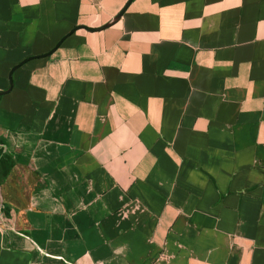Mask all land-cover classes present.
Instances as JSON below:
<instances>
[{
	"label": "crops",
	"instance_id": "0c3cea01",
	"mask_svg": "<svg viewBox=\"0 0 264 264\" xmlns=\"http://www.w3.org/2000/svg\"><path fill=\"white\" fill-rule=\"evenodd\" d=\"M125 1L0 0V264H264V0Z\"/></svg>",
	"mask_w": 264,
	"mask_h": 264
},
{
	"label": "water",
	"instance_id": "95a60500",
	"mask_svg": "<svg viewBox=\"0 0 264 264\" xmlns=\"http://www.w3.org/2000/svg\"><path fill=\"white\" fill-rule=\"evenodd\" d=\"M130 0H126L124 2V4L122 5V7L114 14V16L108 20L107 22H104L103 24H101L100 26L96 27V28H101V27H104L112 22H114L115 20L118 19V17L120 16V14L122 13L123 9L125 8V6L127 5V3L129 2ZM82 26V25H80ZM74 27H77V26H74ZM73 28H71L70 30H72ZM89 29H95V28H89ZM68 30V31H70ZM68 33V32H67ZM66 34H63L54 44L51 48H49L47 51L41 53V54H37V55H44V54H48L50 53L58 44L59 42L61 41V39L65 36ZM33 55H29V56H26L22 59H20L18 62H16L15 64H13L9 69H8V72H7V81H8V84H7V87L4 88V89H0V94L1 93H4L6 91H8L10 88H11V85H12V79H11V72L12 70L17 67L20 63H22L24 60H26L27 58H31Z\"/></svg>",
	"mask_w": 264,
	"mask_h": 264
},
{
	"label": "trees",
	"instance_id": "16d2710c",
	"mask_svg": "<svg viewBox=\"0 0 264 264\" xmlns=\"http://www.w3.org/2000/svg\"><path fill=\"white\" fill-rule=\"evenodd\" d=\"M2 164L3 169H0L1 175L5 173L9 169L10 166L13 165V160L9 159L7 154H5L3 151L0 149V165Z\"/></svg>",
	"mask_w": 264,
	"mask_h": 264
},
{
	"label": "rangeland",
	"instance_id": "374dc122",
	"mask_svg": "<svg viewBox=\"0 0 264 264\" xmlns=\"http://www.w3.org/2000/svg\"><path fill=\"white\" fill-rule=\"evenodd\" d=\"M1 168L3 169L2 164L0 165V169H1ZM0 177H1V173H0ZM41 185H42V184H41ZM41 185L36 184V186H35V188H34V192L37 191L39 187H42ZM79 245H80L79 248L82 249V247H83V243L80 242Z\"/></svg>",
	"mask_w": 264,
	"mask_h": 264
}]
</instances>
